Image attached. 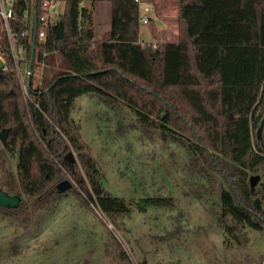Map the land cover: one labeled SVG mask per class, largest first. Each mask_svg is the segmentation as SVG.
Wrapping results in <instances>:
<instances>
[{
    "label": "trees",
    "instance_id": "trees-1",
    "mask_svg": "<svg viewBox=\"0 0 264 264\" xmlns=\"http://www.w3.org/2000/svg\"><path fill=\"white\" fill-rule=\"evenodd\" d=\"M44 1L13 0L8 27L0 14L10 66L0 68V130L9 128L6 142L0 140V187L22 197L17 208L0 212L28 221L52 199L59 204L72 193L119 227L133 211L176 205L173 196L125 199L105 189L104 171L85 150L74 116L81 98L100 95L127 104L141 127L183 142L207 170L209 193L218 195L210 207L226 242H241L245 228L264 233V180L257 188L250 183L252 174L264 175V130L261 139L257 134L264 117V0H141L159 16L177 11V40L160 44L142 41L137 0H64L48 24L41 19ZM83 1L111 6V26L100 40ZM13 46L23 51L31 73L43 65L38 86L28 75V99L14 71ZM69 146L78 151L85 176L66 157ZM65 169L78 188L60 193Z\"/></svg>",
    "mask_w": 264,
    "mask_h": 264
},
{
    "label": "rangeland",
    "instance_id": "rangeland-1",
    "mask_svg": "<svg viewBox=\"0 0 264 264\" xmlns=\"http://www.w3.org/2000/svg\"><path fill=\"white\" fill-rule=\"evenodd\" d=\"M64 4L58 0L57 13L63 11ZM94 5L82 2L94 21L97 8L103 7L100 21L108 20L109 13L111 26L110 4ZM176 13L171 8L159 16L151 8V21L141 23L142 41L160 44L177 40ZM4 23L8 27V22ZM101 30L98 26L100 36ZM2 32L0 27V68L10 70ZM13 57L16 77L28 99L30 65L15 46ZM42 73L43 65L37 64L31 73L35 86L40 84ZM74 116L82 125L85 150L104 171V187L109 193L125 199L145 194L173 196L176 205L169 210L149 209L144 214L133 211L119 219V227L95 205L87 207L72 193L59 204V198L52 199L28 221L27 217L18 220L0 212V264H264L263 232L245 228L239 235L241 242L232 237L226 242L225 228L210 207L211 198L218 195L209 193L212 184L207 180L208 172L177 137L141 127L127 104L108 96L81 98ZM69 152L85 176L78 151L69 146ZM65 172L64 180L78 188L76 179ZM252 175H260L257 188L264 175ZM257 198L260 201L254 196V204Z\"/></svg>",
    "mask_w": 264,
    "mask_h": 264
},
{
    "label": "water",
    "instance_id": "water-1",
    "mask_svg": "<svg viewBox=\"0 0 264 264\" xmlns=\"http://www.w3.org/2000/svg\"><path fill=\"white\" fill-rule=\"evenodd\" d=\"M36 5H37V3H36ZM33 59H34V52L32 53L31 62H33ZM30 73H31V69H30ZM30 82H31V77L29 78V83ZM263 130H264V117L261 120V123L258 127V130H257V134H258L259 139L262 138ZM8 132H9V128H4L0 131V140L2 143L6 142ZM18 153H20V150L18 151ZM66 157L72 162L75 161L72 152H69ZM259 179H260V175H252L250 177L251 185L254 187L258 183ZM72 186H73L72 182L70 180L66 179V180H63L60 183H58L57 190H58V192L62 193V192L69 190L70 188H72ZM21 200H22V197L19 194H10L7 191H5L3 188L0 187V207L17 208L20 205ZM255 203H256L255 205L257 206V208H259V209L262 208V205L260 204L259 198H257ZM263 211H264V209H263Z\"/></svg>",
    "mask_w": 264,
    "mask_h": 264
},
{
    "label": "built area",
    "instance_id": "built-area-1",
    "mask_svg": "<svg viewBox=\"0 0 264 264\" xmlns=\"http://www.w3.org/2000/svg\"><path fill=\"white\" fill-rule=\"evenodd\" d=\"M13 0H0V14L5 21L8 22L9 18L13 16V10L11 8V3ZM140 4L141 11V22L148 24L152 18L151 16V5L149 3L137 0ZM9 2L10 6L6 7L5 3ZM44 13L41 16L42 21L48 24L55 16L58 11V0H45L43 2ZM40 37H45L44 32H40Z\"/></svg>",
    "mask_w": 264,
    "mask_h": 264
},
{
    "label": "crops",
    "instance_id": "crops-1",
    "mask_svg": "<svg viewBox=\"0 0 264 264\" xmlns=\"http://www.w3.org/2000/svg\"><path fill=\"white\" fill-rule=\"evenodd\" d=\"M97 3H107V2H97ZM101 8H103V7L99 6L97 8L98 13H97L95 21H94V23H95L94 24V29H95V32H96V38L97 39H101L105 35V33L108 32L109 29H110L109 13H106V17L108 18V20L105 19V22L104 21H100V19H102L101 17H102V14H103V10ZM100 22H102V24H100ZM98 26H100V27L102 26V30H101L102 35L101 36L98 35V32H99L98 31Z\"/></svg>",
    "mask_w": 264,
    "mask_h": 264
},
{
    "label": "bare ground",
    "instance_id": "bare-ground-1",
    "mask_svg": "<svg viewBox=\"0 0 264 264\" xmlns=\"http://www.w3.org/2000/svg\"><path fill=\"white\" fill-rule=\"evenodd\" d=\"M2 64V62L0 61V65Z\"/></svg>",
    "mask_w": 264,
    "mask_h": 264
}]
</instances>
